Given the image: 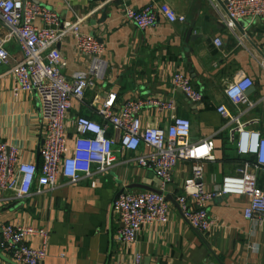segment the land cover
Wrapping results in <instances>:
<instances>
[{
    "label": "crops",
    "instance_id": "0c3cea01",
    "mask_svg": "<svg viewBox=\"0 0 264 264\" xmlns=\"http://www.w3.org/2000/svg\"><path fill=\"white\" fill-rule=\"evenodd\" d=\"M32 1L54 11L62 21L83 19L82 31L105 46V80L85 93L83 104L72 105L68 121L78 116L98 120L90 106L101 101L107 92H114L118 102L137 100L144 104L139 113L142 127L165 129L171 114L159 113L148 102L174 100L177 116L191 123L190 141L212 139L214 160L208 162L202 181L206 190L219 185L223 176L234 174L238 167L235 142H230V135L233 133L236 138L237 134L233 125L225 128L216 110L218 106H226L233 115L245 112L240 120L246 128L264 137V20H242L229 29L224 22V4L219 0ZM124 4L172 9L185 22L170 24L159 14L154 27L140 31L123 21ZM184 28H192L191 35L198 38L185 43L181 32ZM4 30L0 24V35ZM215 39L220 40V47L214 44ZM7 47L13 59L20 58L14 43ZM57 48L67 63L63 69L67 79L87 71L88 59L77 53L72 36L63 37ZM12 63L0 67V142L16 147L21 162L39 169L38 98L28 92L13 95L12 79L7 73ZM175 72L186 74L201 94V101L193 107L172 87ZM237 76L253 81L246 94L252 108L236 107L225 97V89ZM69 133L72 137L73 129L69 128ZM112 133L109 130V135ZM111 156L103 175L94 174L76 183L59 177L53 188L41 194L34 186L24 200L10 192L2 193L0 226L16 224L47 231L46 257L38 264H135V256L140 257L137 264H264V224L244 218L247 196L213 200L208 212L216 226L207 234L190 227L179 209L168 201L167 223L143 226L131 244L115 242L114 235L121 227L112 209L117 196L123 190L146 192L141 187L162 191L160 180L148 169L137 166L132 153H124L116 144ZM190 167V162H180L173 169L171 181L162 192L165 197L175 201L192 183ZM261 178L262 174L259 185L264 188ZM30 246L40 248L41 239L32 238ZM0 264L18 263L0 251Z\"/></svg>",
    "mask_w": 264,
    "mask_h": 264
},
{
    "label": "built area",
    "instance_id": "2783aa9c",
    "mask_svg": "<svg viewBox=\"0 0 264 264\" xmlns=\"http://www.w3.org/2000/svg\"><path fill=\"white\" fill-rule=\"evenodd\" d=\"M223 1L224 22L229 29L242 20H264V0ZM159 14L170 24L185 22L172 9L158 10L152 4L142 8L126 4L122 7L123 21L140 31L154 27ZM82 21H62L57 13L32 0H0V24L5 29L0 35V67L13 61L7 72L13 83L12 93L15 96L34 93L41 119L39 169L32 163L21 162L16 147L0 142V196L10 192L24 200L34 186L41 194L53 188L59 177L76 183L94 174L103 175L112 160V147L117 144L124 153L134 155L137 166L148 169L160 180L162 192L171 181L173 169L180 162L191 163L192 183L175 198V203L182 218L197 232L204 235L216 226L208 207L213 200L224 196H247L244 218L264 224V188L259 185V175L264 174V137L246 128L240 120L245 112L233 115L224 105L216 109L225 128L234 126L237 136L232 133L230 142H235L237 156L243 160L234 174L223 176L211 190H206L202 181L208 162L214 160L212 139L190 141L191 123L177 116L174 100L148 102L159 113L171 114L165 129L142 127L139 113L144 104L137 100L118 102L114 92H107L101 101L90 106L98 120L82 116L67 120L72 105L83 104L85 93L103 83L108 69L104 44L82 31ZM67 35L74 39L77 53L88 59L87 71L75 73L70 79L63 75L67 63L57 48ZM12 43L20 52L19 59H13L8 50ZM214 44L221 46L219 39ZM171 84L189 102L201 101V94L186 74L175 72ZM252 86L251 78L237 76L225 89V97L236 107L252 108L254 105L246 95ZM69 128L73 129L72 137ZM109 130L113 131L112 135ZM112 209L121 223L114 235V241L119 244L133 243L143 226L165 224L169 217V202L163 193L123 190ZM34 237L41 239L38 249L30 246ZM47 240L48 232L43 229L16 224L0 226V251L18 264L42 261L46 257ZM139 260L135 256V264Z\"/></svg>",
    "mask_w": 264,
    "mask_h": 264
},
{
    "label": "water",
    "instance_id": "95a60500",
    "mask_svg": "<svg viewBox=\"0 0 264 264\" xmlns=\"http://www.w3.org/2000/svg\"><path fill=\"white\" fill-rule=\"evenodd\" d=\"M219 1H222L223 2V4H224V1L223 0H219ZM91 2L92 3H105L106 2V0H91ZM101 11L103 12V14H104V12H105V9H104V7L101 9ZM104 18H105V16H103L102 17V22L104 21ZM181 32H184V35H185V38H184V40H185V43H188V42H192V41H194L196 38H198V37H194V36H192L191 35V33H192V28H184V29H182L181 30ZM249 91V90H248ZM195 104L194 103H190V106L191 107H193ZM142 189H144L145 191H147V192H153V193H155V194H162L160 191H157V190H154V189H150V188H147V187H141ZM166 200L167 201H169L171 204H173L176 208H178V206H177V204L175 203V201H174V199L173 198H171V197H166ZM179 209V208H178Z\"/></svg>",
    "mask_w": 264,
    "mask_h": 264
},
{
    "label": "trees",
    "instance_id": "16d2710c",
    "mask_svg": "<svg viewBox=\"0 0 264 264\" xmlns=\"http://www.w3.org/2000/svg\"><path fill=\"white\" fill-rule=\"evenodd\" d=\"M241 160H243V159H241L240 157L237 156V159H236L237 166L242 162ZM250 161H253V159H250ZM261 179H264V174H262V178Z\"/></svg>",
    "mask_w": 264,
    "mask_h": 264
}]
</instances>
